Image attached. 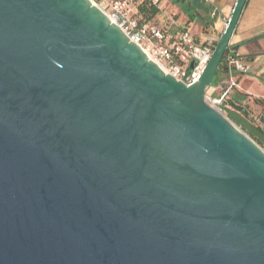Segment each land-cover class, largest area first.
Returning a JSON list of instances; mask_svg holds the SVG:
<instances>
[{"label":"water","instance_id":"obj_1","mask_svg":"<svg viewBox=\"0 0 264 264\" xmlns=\"http://www.w3.org/2000/svg\"><path fill=\"white\" fill-rule=\"evenodd\" d=\"M247 1L186 85L91 0H0V264H264V149L206 100Z\"/></svg>","mask_w":264,"mask_h":264},{"label":"crops","instance_id":"obj_2","mask_svg":"<svg viewBox=\"0 0 264 264\" xmlns=\"http://www.w3.org/2000/svg\"><path fill=\"white\" fill-rule=\"evenodd\" d=\"M238 0H167L153 17L161 25L176 24L172 32L189 30L198 42L212 40L216 46L224 33ZM228 54L251 69L247 73L230 72L223 64L207 94L218 97L231 78L238 83L225 102L251 114L264 110V0H248L230 42ZM230 111L237 110L233 109ZM240 114V113H239Z\"/></svg>","mask_w":264,"mask_h":264},{"label":"built area","instance_id":"obj_3","mask_svg":"<svg viewBox=\"0 0 264 264\" xmlns=\"http://www.w3.org/2000/svg\"><path fill=\"white\" fill-rule=\"evenodd\" d=\"M165 1L167 0H91L164 72L186 85H193L202 75L216 46L212 40L198 42L193 34L186 29L176 33L172 32V25L176 24L173 17L169 19L171 24L161 25L154 19L143 17L139 11L140 6L148 4L161 12ZM194 60L197 61V66L191 69ZM224 65L230 72L247 73L251 69L228 53L224 58ZM236 88H238V83L231 78L222 88L220 96L213 97L207 94L206 100L223 114H227L233 109L241 113L240 109H232L225 105ZM247 118L250 122H258L259 126L257 127L264 131V114L260 118L254 114H248Z\"/></svg>","mask_w":264,"mask_h":264},{"label":"trees","instance_id":"obj_4","mask_svg":"<svg viewBox=\"0 0 264 264\" xmlns=\"http://www.w3.org/2000/svg\"><path fill=\"white\" fill-rule=\"evenodd\" d=\"M139 11L141 12V15L147 19H153V17L159 13L156 7L149 6L148 4L140 6ZM223 64L224 60L222 61L220 68ZM227 115L236 125L240 126L245 132H247V134L258 144L264 145V131L261 128L254 126L247 118V114L244 112L239 114L235 111H228Z\"/></svg>","mask_w":264,"mask_h":264},{"label":"rangeland","instance_id":"obj_5","mask_svg":"<svg viewBox=\"0 0 264 264\" xmlns=\"http://www.w3.org/2000/svg\"><path fill=\"white\" fill-rule=\"evenodd\" d=\"M225 115H227L226 113H224ZM251 114H254L255 116L257 117H261L263 114H264V110L261 111V112H252ZM228 116V115H227ZM254 126H259V123L258 122H251ZM238 126V125H237ZM241 130H243L240 126H238ZM244 131V130H243ZM245 132V131H244ZM247 134V132H245ZM248 135V134H247ZM253 139V138H252ZM254 140V139H253ZM255 141V140H254ZM256 142V141H255ZM257 143V142H256ZM260 145V144H259ZM263 149H264V145H260Z\"/></svg>","mask_w":264,"mask_h":264}]
</instances>
